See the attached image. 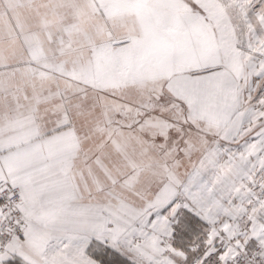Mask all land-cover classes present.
<instances>
[{"label": "snow or ice", "instance_id": "obj_1", "mask_svg": "<svg viewBox=\"0 0 264 264\" xmlns=\"http://www.w3.org/2000/svg\"><path fill=\"white\" fill-rule=\"evenodd\" d=\"M0 264H264V0H0Z\"/></svg>", "mask_w": 264, "mask_h": 264}]
</instances>
